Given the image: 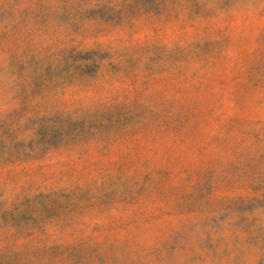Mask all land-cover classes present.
<instances>
[{"label":"rangeland","instance_id":"1","mask_svg":"<svg viewBox=\"0 0 264 264\" xmlns=\"http://www.w3.org/2000/svg\"><path fill=\"white\" fill-rule=\"evenodd\" d=\"M0 264H264V0H0Z\"/></svg>","mask_w":264,"mask_h":264}]
</instances>
